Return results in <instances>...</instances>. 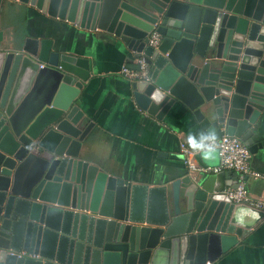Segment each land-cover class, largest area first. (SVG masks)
I'll use <instances>...</instances> for the list:
<instances>
[{
    "label": "water",
    "instance_id": "1",
    "mask_svg": "<svg viewBox=\"0 0 264 264\" xmlns=\"http://www.w3.org/2000/svg\"><path fill=\"white\" fill-rule=\"evenodd\" d=\"M16 3L144 58L150 80L131 85L136 105L159 119L185 108L197 139L235 137L253 155L264 111V0H0V264H213L264 221L226 197L240 185L233 172L158 187L85 160L94 123L78 100L92 61L6 36L1 19ZM214 153L215 165L197 157L201 168L219 165Z\"/></svg>",
    "mask_w": 264,
    "mask_h": 264
},
{
    "label": "crops",
    "instance_id": "2",
    "mask_svg": "<svg viewBox=\"0 0 264 264\" xmlns=\"http://www.w3.org/2000/svg\"><path fill=\"white\" fill-rule=\"evenodd\" d=\"M1 23L6 36L49 39L56 49L92 61L91 78L78 100L81 111L94 123L83 154L85 160L111 175L150 186L170 187L173 181L194 175L181 151V145L186 144L196 152L197 147L189 143V137L197 138L199 133L191 114L176 106L159 119L139 109L132 95L133 83L121 74L122 68L135 65V60L114 36L99 30H82L19 3L12 13L3 15ZM252 131L258 148L251 166L264 176V111ZM200 154L195 155L197 165ZM205 158L209 164H217L214 152H205ZM233 174V180L244 185L250 194L264 199V181H244V175ZM213 264H264V221Z\"/></svg>",
    "mask_w": 264,
    "mask_h": 264
},
{
    "label": "built area",
    "instance_id": "3",
    "mask_svg": "<svg viewBox=\"0 0 264 264\" xmlns=\"http://www.w3.org/2000/svg\"><path fill=\"white\" fill-rule=\"evenodd\" d=\"M159 41L160 36L154 32L151 35L150 45L155 47L158 45ZM134 64L138 66L139 70L124 66L121 71L122 76L131 83L148 82L150 80L149 67L144 58H137ZM208 143L210 147L204 149L196 148V152L188 148L186 144L181 145V151L185 157V164L191 174H217L230 171L242 174L254 180L264 181V176L252 169V154L239 139L224 135L220 139H215L214 142ZM198 152H217L219 165L215 168H201L195 163V155ZM225 195L235 205H246L264 212V199L254 197L248 192L244 185H239L236 190L227 189ZM21 256L31 259L37 258V256L28 255L27 253H21Z\"/></svg>",
    "mask_w": 264,
    "mask_h": 264
},
{
    "label": "clouds",
    "instance_id": "4",
    "mask_svg": "<svg viewBox=\"0 0 264 264\" xmlns=\"http://www.w3.org/2000/svg\"><path fill=\"white\" fill-rule=\"evenodd\" d=\"M215 141V133L209 132L206 135H201L199 139L195 137H189V143L195 145L197 148L204 149L210 147L208 142Z\"/></svg>",
    "mask_w": 264,
    "mask_h": 264
}]
</instances>
